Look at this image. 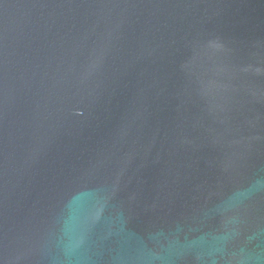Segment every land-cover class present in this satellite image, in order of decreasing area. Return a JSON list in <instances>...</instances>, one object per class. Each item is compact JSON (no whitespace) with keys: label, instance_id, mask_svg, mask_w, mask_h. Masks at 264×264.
Returning a JSON list of instances; mask_svg holds the SVG:
<instances>
[{"label":"water","instance_id":"water-1","mask_svg":"<svg viewBox=\"0 0 264 264\" xmlns=\"http://www.w3.org/2000/svg\"><path fill=\"white\" fill-rule=\"evenodd\" d=\"M0 264H264V0H0Z\"/></svg>","mask_w":264,"mask_h":264}]
</instances>
